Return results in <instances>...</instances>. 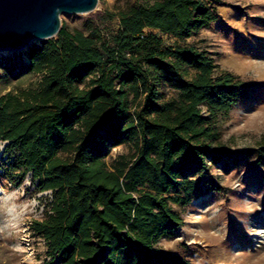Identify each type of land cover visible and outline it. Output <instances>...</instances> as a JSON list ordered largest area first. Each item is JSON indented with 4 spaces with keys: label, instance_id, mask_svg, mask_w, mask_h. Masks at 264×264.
<instances>
[{
    "label": "trees",
    "instance_id": "16d2710c",
    "mask_svg": "<svg viewBox=\"0 0 264 264\" xmlns=\"http://www.w3.org/2000/svg\"><path fill=\"white\" fill-rule=\"evenodd\" d=\"M211 2L91 13L86 30L30 48L16 77L40 79L0 97V144L17 153L5 167L17 186L30 175L52 195L32 224L46 264H189L155 245L183 226L173 206L201 185L188 172L222 158L219 120L251 88L186 44L217 21ZM161 85L177 96L161 101ZM121 146L131 152L109 163Z\"/></svg>",
    "mask_w": 264,
    "mask_h": 264
},
{
    "label": "rangeland",
    "instance_id": "374dc122",
    "mask_svg": "<svg viewBox=\"0 0 264 264\" xmlns=\"http://www.w3.org/2000/svg\"><path fill=\"white\" fill-rule=\"evenodd\" d=\"M150 0H99L97 10L118 13ZM210 2V0H209ZM217 21L191 37L186 44L207 53L217 72H228L251 86L232 111L220 118L222 158L188 172L201 185L188 204L174 205L183 226L172 238H162L155 250L177 256L189 264H264V0H213ZM90 14L63 15L62 28L86 30ZM119 20L110 30L116 31ZM171 44L172 39L157 33ZM22 52L0 53V97L35 87L40 77H16L33 46ZM13 69V70H12ZM12 70V71H11ZM161 101L177 96L165 85ZM0 144V264H46L47 247L33 231L52 198L40 192L28 175L20 186L5 167L17 153ZM129 146L110 150L108 162L129 154Z\"/></svg>",
    "mask_w": 264,
    "mask_h": 264
},
{
    "label": "water",
    "instance_id": "95a60500",
    "mask_svg": "<svg viewBox=\"0 0 264 264\" xmlns=\"http://www.w3.org/2000/svg\"><path fill=\"white\" fill-rule=\"evenodd\" d=\"M99 0H0V53L22 52L54 39L63 15L91 14Z\"/></svg>",
    "mask_w": 264,
    "mask_h": 264
},
{
    "label": "bare ground",
    "instance_id": "6f19581e",
    "mask_svg": "<svg viewBox=\"0 0 264 264\" xmlns=\"http://www.w3.org/2000/svg\"><path fill=\"white\" fill-rule=\"evenodd\" d=\"M5 53H8V52H5ZM29 60H28V57L27 56H25V62H28Z\"/></svg>",
    "mask_w": 264,
    "mask_h": 264
}]
</instances>
